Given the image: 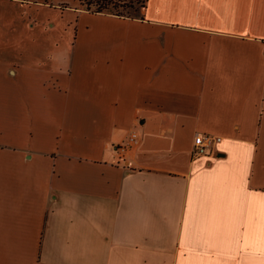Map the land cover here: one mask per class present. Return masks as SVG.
<instances>
[{"label": "crops", "instance_id": "crops-1", "mask_svg": "<svg viewBox=\"0 0 264 264\" xmlns=\"http://www.w3.org/2000/svg\"><path fill=\"white\" fill-rule=\"evenodd\" d=\"M31 1L0 0V264H264V0L79 6L9 41Z\"/></svg>", "mask_w": 264, "mask_h": 264}, {"label": "rangeland", "instance_id": "rangeland-1", "mask_svg": "<svg viewBox=\"0 0 264 264\" xmlns=\"http://www.w3.org/2000/svg\"><path fill=\"white\" fill-rule=\"evenodd\" d=\"M88 0H81V6L82 2L84 3ZM107 3L106 10L101 9L103 12L106 13H121V15L126 17H135L137 16V13L139 12L143 0H129L125 1L127 3V6L124 7V9L121 8H112L111 3L117 4L120 0H105ZM129 2V3H128ZM79 7V4L77 0H32L31 2L17 6V9H11L8 12L6 11L5 15L7 16V29H10V32L12 34H9V41H17L22 44H29L30 40L32 39L33 33L31 32V36L26 31L27 28L31 27V24H33V29L39 30L38 35V41L37 43H40V41L44 42L46 40V37L42 35V32L40 28H48L49 24H53V31L54 34L62 35V30H68L70 35L72 34L73 26H74V20H75V9ZM90 10H95L94 7H90ZM19 12H21V16L19 15ZM12 16V17H10ZM10 17V18H9ZM47 31V34L52 33ZM63 39H65V34L62 35ZM48 37H52V35H49ZM56 39V36H54Z\"/></svg>", "mask_w": 264, "mask_h": 264}, {"label": "built area", "instance_id": "built-area-1", "mask_svg": "<svg viewBox=\"0 0 264 264\" xmlns=\"http://www.w3.org/2000/svg\"><path fill=\"white\" fill-rule=\"evenodd\" d=\"M139 139V133L135 130H132L128 133L125 141L122 145L117 147L116 151L119 153V157H121L126 151L133 148ZM219 141L218 137L213 136H202V135H196L193 138L192 148H191V155L198 156L205 153L206 148L211 144V142H217Z\"/></svg>", "mask_w": 264, "mask_h": 264}, {"label": "trees", "instance_id": "trees-1", "mask_svg": "<svg viewBox=\"0 0 264 264\" xmlns=\"http://www.w3.org/2000/svg\"><path fill=\"white\" fill-rule=\"evenodd\" d=\"M80 1L81 0H77L79 6H81ZM125 1H129V0H120L119 3L117 4V6L115 4H113V3H111L110 5H111L112 8H121V9H124V7L127 6V3ZM107 3L109 4L110 2H107ZM107 3H106L105 0H88V1H85L84 3L82 2V8L85 9V10H87V11H89V12L99 13V12H103L101 9L106 10ZM91 6L94 7L95 10L91 11L90 10V7ZM113 15L123 16L119 12L114 13Z\"/></svg>", "mask_w": 264, "mask_h": 264}]
</instances>
